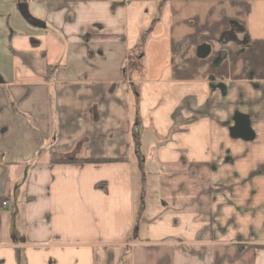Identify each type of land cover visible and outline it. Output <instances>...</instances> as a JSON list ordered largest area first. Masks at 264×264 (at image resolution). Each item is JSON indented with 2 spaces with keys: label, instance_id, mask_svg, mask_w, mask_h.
Masks as SVG:
<instances>
[{
  "label": "crops",
  "instance_id": "obj_1",
  "mask_svg": "<svg viewBox=\"0 0 264 264\" xmlns=\"http://www.w3.org/2000/svg\"><path fill=\"white\" fill-rule=\"evenodd\" d=\"M0 264H264V0H0Z\"/></svg>",
  "mask_w": 264,
  "mask_h": 264
},
{
  "label": "rangeland",
  "instance_id": "obj_2",
  "mask_svg": "<svg viewBox=\"0 0 264 264\" xmlns=\"http://www.w3.org/2000/svg\"><path fill=\"white\" fill-rule=\"evenodd\" d=\"M149 49H150V44L148 45L147 44V46H146V50H148V53H150L149 52ZM141 59V56H140V54L139 53H135L134 54V56H133V58H132V60H133V62H134V64H136L137 62H139V60ZM144 60V59H143ZM143 63L145 64V65H147V66H152V64H153V59L150 57V56H146V61L144 60L143 61ZM138 72V70L134 73L133 71H131L130 72V79L128 78V80L129 81H131V80H135L136 78L134 77V75L133 74H136ZM131 82H133V81H131ZM131 98H132V96H131ZM133 100H134V98H133ZM135 182H137V184H139V179L137 180V175L135 176ZM137 184L135 185V186H137Z\"/></svg>",
  "mask_w": 264,
  "mask_h": 264
},
{
  "label": "trees",
  "instance_id": "obj_3",
  "mask_svg": "<svg viewBox=\"0 0 264 264\" xmlns=\"http://www.w3.org/2000/svg\"><path fill=\"white\" fill-rule=\"evenodd\" d=\"M57 161V160H56ZM59 161H65V160H63V159H61V160H59ZM80 160H76V159H74V160H72V162H79ZM86 161H90V162H103V161H105V160H96V159H84V160H82V162H86ZM112 161V160H111Z\"/></svg>",
  "mask_w": 264,
  "mask_h": 264
},
{
  "label": "built area",
  "instance_id": "obj_4",
  "mask_svg": "<svg viewBox=\"0 0 264 264\" xmlns=\"http://www.w3.org/2000/svg\"><path fill=\"white\" fill-rule=\"evenodd\" d=\"M2 204H3V205H5V204H6V202H2Z\"/></svg>",
  "mask_w": 264,
  "mask_h": 264
},
{
  "label": "water",
  "instance_id": "obj_5",
  "mask_svg": "<svg viewBox=\"0 0 264 264\" xmlns=\"http://www.w3.org/2000/svg\"><path fill=\"white\" fill-rule=\"evenodd\" d=\"M248 135L247 133L245 134V136Z\"/></svg>",
  "mask_w": 264,
  "mask_h": 264
}]
</instances>
